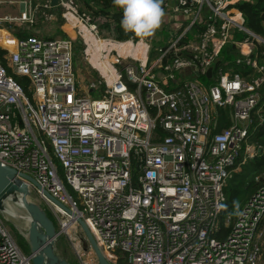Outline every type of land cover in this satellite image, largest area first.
<instances>
[{
    "label": "built area",
    "instance_id": "1",
    "mask_svg": "<svg viewBox=\"0 0 264 264\" xmlns=\"http://www.w3.org/2000/svg\"><path fill=\"white\" fill-rule=\"evenodd\" d=\"M237 1L164 0L168 36L145 46L132 35H101L79 0H0L20 5L17 15H0V48L11 70L0 63V161L32 175L81 217L110 264H264V174L254 176L235 217L221 215L236 158L244 162L261 148L248 134L264 101V64L249 56L254 44L246 39L238 42L241 59L261 74L218 72L208 84L197 77L212 76L235 29L264 44ZM33 3L47 18L60 16L67 35L14 36L6 24L26 30ZM200 20L209 22L198 38L182 41ZM77 38L84 61L100 74L86 80L88 96L78 94L72 71ZM15 75L27 77L29 93ZM36 192L57 220L58 238L65 234L74 247L68 230L76 220ZM31 256L0 211V264H33Z\"/></svg>",
    "mask_w": 264,
    "mask_h": 264
},
{
    "label": "trees",
    "instance_id": "2",
    "mask_svg": "<svg viewBox=\"0 0 264 264\" xmlns=\"http://www.w3.org/2000/svg\"><path fill=\"white\" fill-rule=\"evenodd\" d=\"M81 3V8L86 10L88 13L92 15L93 20L97 21L101 30H108V35L115 36L117 38H125L130 33L125 34L120 27V20L122 18V10L115 7L113 5L112 0H79ZM235 6L242 11L244 24L248 29L253 31L256 34L264 33V0H239L236 2ZM163 8L165 11V5L163 0ZM164 20V17H163ZM58 21L60 25L62 23V18L58 16ZM163 21L161 27L156 31L155 35L157 38L152 40V43L163 44L164 37L168 36V30H163ZM207 20H200L194 23L184 35H182V41H187L189 39L198 38V35L206 28ZM177 32V31H176ZM29 34H37L36 32H27L23 31V33H19L22 35ZM58 34L61 36H65V32L60 30L58 26ZM47 37H54L55 35H42ZM160 36V37H159ZM252 40L254 47L250 53L251 58H255L259 64H264V44L259 42L257 39L250 36L247 32L243 30L235 29L231 34L229 40L222 46L217 57L214 58L211 69L212 76H207L205 73L197 74V77L201 79L202 82L208 84L215 80L216 74L218 72H226V71H238L246 79H251L253 76H257L261 74L258 70L257 66L247 64L242 57L240 56L238 42L243 40ZM81 42L79 40L74 41V59L79 58L81 62ZM184 55L192 57V53L190 51H185ZM0 63L3 64L8 72H11L9 66L7 65V60L5 58V50L0 48ZM15 78L23 85L26 93H29V84L26 76L23 75H15ZM264 99V98H263ZM260 110L254 115L257 117V120H253V124L256 125V136L253 134L252 125L250 126L248 139H256L254 140L256 145L261 147L253 157H248L244 162L240 163L241 156L239 155L236 158L235 164L240 165V169L235 170L233 175L228 178L225 186V201L222 206V216L226 214H230L231 217H235L238 210L241 208L243 203L249 197V194L252 193L254 188L253 177L259 173L264 174V101L261 100L259 103ZM259 119V120H258ZM59 167V172H60ZM255 169L253 176L251 177L252 170ZM245 179V181L243 180ZM238 205V207H237ZM45 209V208H44ZM46 210V209H45ZM48 216L52 218L50 213L46 210ZM54 221V219L52 218ZM55 223V221H54ZM56 225V223H55ZM57 228V226H56ZM62 239V237L60 238ZM25 243V244H24ZM22 244L23 248L26 249L27 244L26 241ZM26 245V246H25ZM120 253V252H119Z\"/></svg>",
    "mask_w": 264,
    "mask_h": 264
},
{
    "label": "rangeland",
    "instance_id": "3",
    "mask_svg": "<svg viewBox=\"0 0 264 264\" xmlns=\"http://www.w3.org/2000/svg\"><path fill=\"white\" fill-rule=\"evenodd\" d=\"M32 5L34 8L33 9L34 23L32 25H24L25 26L24 28H27V30H25V29L20 30L19 27L16 25V23L6 24V27L12 31V34L14 36H20L19 33H21V32L23 33V31H27V32H36L39 35L59 36L60 35V34H58L59 21H58L57 14H55L53 18H47V17H45V15H41L42 10H46L47 14L49 13V11L46 8L39 6V4H36V3H33ZM19 11H20V5L19 4H10V3L0 2V15H4V14L17 15V14H19ZM52 12L54 13L55 10H52ZM179 17L180 16H176V19H179ZM186 17H188V16H186ZM172 20H173V18H172ZM171 26H172V24H171ZM101 31H102V32H100L101 35H108V30L102 29ZM77 40H79V42H80L79 38H77ZM78 61H80L79 58H76V56H75L74 62L72 64V71L74 73L75 85L78 89H80L78 91L79 95L88 96V92L85 90L86 80L88 78L97 80L98 78H100V74L96 69L92 68L87 62L84 61L82 55H81V62H83V63H80ZM179 73L183 77H194V75L192 76L188 72H184L182 70H180ZM90 95L91 96H97L96 91L95 90L91 91ZM256 114L257 113L253 114V120H257V117H254V115H256ZM251 128H253L254 136L257 137L256 136V128H257L256 125L253 124ZM254 140H256V139H254V138L250 139L249 138V141L256 143ZM54 161L59 166V162L57 161V159H54ZM254 171H255V169L252 170V172L250 174L251 177L253 176ZM60 174H62L61 168H60ZM243 180L245 181V179H243ZM254 187H255V184H254ZM30 189H31L30 198L34 201L39 202L50 213V215L54 219L56 226H57V220L53 216L49 206L46 203H44V201L42 200L40 195L36 192V187L31 186ZM6 207H7V209H6V211L2 212V216L4 217V220H5V223L8 227V229L13 234V237L16 240L17 244L20 246V248L24 252H29V248H27V247H26V249L23 248L22 244L25 242V239L20 234V232L18 230V229H20L24 232L27 230L28 219H27V213H26L25 209L20 204L14 203L11 200L6 201ZM81 230L82 229H81L80 225L78 224V222H76V221L73 222L69 226L68 232L72 238V242H73L74 247L69 242L66 235L64 234L61 236L62 239H60L61 237H59L57 240V252L59 254L63 255L64 254L63 247H65L66 251H67V258H68V261L70 262V264H83V263L84 264H98L92 248H88V250H84L82 248L80 240H79V233Z\"/></svg>",
    "mask_w": 264,
    "mask_h": 264
},
{
    "label": "water",
    "instance_id": "4",
    "mask_svg": "<svg viewBox=\"0 0 264 264\" xmlns=\"http://www.w3.org/2000/svg\"><path fill=\"white\" fill-rule=\"evenodd\" d=\"M56 3L57 0H51V5H55ZM207 73L210 75V68L207 70ZM30 185L41 190L53 202L59 204L68 213L72 214L85 235L83 240L84 249L87 246L93 249L98 264H110L97 246L88 226L81 217L75 215L70 208L54 197L32 175L27 172L18 171L13 166L3 164L0 161V211H6L7 200L18 203L25 209L28 219L27 230L25 232L20 229L18 230L24 237L29 252L32 254L31 259L33 264H70V262L65 256L57 252L58 230L56 225L52 218L48 216L44 207L39 202L30 198Z\"/></svg>",
    "mask_w": 264,
    "mask_h": 264
},
{
    "label": "clouds",
    "instance_id": "5",
    "mask_svg": "<svg viewBox=\"0 0 264 264\" xmlns=\"http://www.w3.org/2000/svg\"><path fill=\"white\" fill-rule=\"evenodd\" d=\"M113 5L122 10L120 27L125 34H132L135 42L147 46L149 38L153 37L163 23L165 11L163 0H112ZM127 41L129 44L135 43ZM238 207V205H237Z\"/></svg>",
    "mask_w": 264,
    "mask_h": 264
},
{
    "label": "crops",
    "instance_id": "6",
    "mask_svg": "<svg viewBox=\"0 0 264 264\" xmlns=\"http://www.w3.org/2000/svg\"><path fill=\"white\" fill-rule=\"evenodd\" d=\"M59 27H60V25H59ZM27 30V29H26ZM60 30H62L61 29V27H60ZM63 31V30H62ZM64 32V31H63ZM67 34L65 33V36H66ZM59 36H61V35H59ZM55 37V36H54ZM81 44V43H80ZM74 50H75V48H74ZM81 55H82V45H81ZM73 62H74V56H73ZM83 63V62H82ZM91 91H93V90H90L89 92H91ZM99 94H101V93H99ZM221 122L222 123H224V122H226V120H225V118H222L221 119ZM250 125H253V120L250 122ZM249 140V139H248ZM251 142V141H250ZM238 169H240V165L238 166ZM237 169V170H238ZM255 181H254V177H253V183H254ZM250 195V194H249ZM248 199V198H247ZM246 199V200H247ZM85 237L83 236V239H84ZM83 239H82V248L84 249V247H83ZM88 248H91L90 246H87V248L86 249H84V250H88ZM93 250V249H92ZM63 251H64V254H63V256H65L66 258H67V251H66V248L65 247H63ZM94 252V251H93ZM68 259V258H67Z\"/></svg>",
    "mask_w": 264,
    "mask_h": 264
},
{
    "label": "bare ground",
    "instance_id": "7",
    "mask_svg": "<svg viewBox=\"0 0 264 264\" xmlns=\"http://www.w3.org/2000/svg\"><path fill=\"white\" fill-rule=\"evenodd\" d=\"M101 46H102V45H101L100 43H96V47H97V48H100ZM96 56H97V55H94V56H93V60H92L93 63H95V64H96V61H95L94 59L96 58ZM11 209H12V208H11ZM72 212H73V211H72ZM73 213H74V212H73ZM13 214H14V213H13ZM69 214H70V213H69ZM70 215L74 218V216H73L72 214H70ZM19 216H20V215H19ZM17 217H18V216H17ZM84 236H85V235H84Z\"/></svg>",
    "mask_w": 264,
    "mask_h": 264
},
{
    "label": "flooded vegetation",
    "instance_id": "8",
    "mask_svg": "<svg viewBox=\"0 0 264 264\" xmlns=\"http://www.w3.org/2000/svg\"><path fill=\"white\" fill-rule=\"evenodd\" d=\"M27 244V243H26ZM27 248H28V245H27Z\"/></svg>",
    "mask_w": 264,
    "mask_h": 264
}]
</instances>
